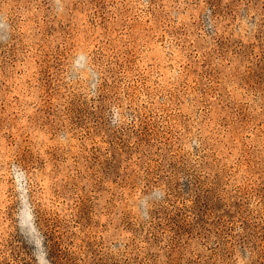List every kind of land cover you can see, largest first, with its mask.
I'll return each mask as SVG.
<instances>
[{"label":"rangeland","instance_id":"rangeland-1","mask_svg":"<svg viewBox=\"0 0 264 264\" xmlns=\"http://www.w3.org/2000/svg\"><path fill=\"white\" fill-rule=\"evenodd\" d=\"M0 264H264V0H0Z\"/></svg>","mask_w":264,"mask_h":264},{"label":"clouds","instance_id":"clouds-1","mask_svg":"<svg viewBox=\"0 0 264 264\" xmlns=\"http://www.w3.org/2000/svg\"><path fill=\"white\" fill-rule=\"evenodd\" d=\"M71 71L78 72L81 78H89L92 75V72L88 67L87 57L83 53H80L75 57L72 62ZM155 195L160 196L162 193L157 192Z\"/></svg>","mask_w":264,"mask_h":264}]
</instances>
